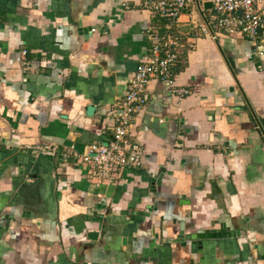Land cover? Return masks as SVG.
<instances>
[{
    "label": "crops",
    "instance_id": "crops-1",
    "mask_svg": "<svg viewBox=\"0 0 264 264\" xmlns=\"http://www.w3.org/2000/svg\"><path fill=\"white\" fill-rule=\"evenodd\" d=\"M145 1L0 0V264H264V31L203 34L209 0L173 28L189 93L154 79L133 118L142 168L99 185L73 157L168 30Z\"/></svg>",
    "mask_w": 264,
    "mask_h": 264
},
{
    "label": "built area",
    "instance_id": "built-area-1",
    "mask_svg": "<svg viewBox=\"0 0 264 264\" xmlns=\"http://www.w3.org/2000/svg\"><path fill=\"white\" fill-rule=\"evenodd\" d=\"M192 0H146L143 7L165 19L167 31L163 34L149 31L147 39L151 44L148 59L140 64L132 75L127 91L110 109L108 115L114 121L111 139L93 144L88 151L73 152L77 163L89 165L88 179L95 184H113L120 180L126 169L138 170L144 164L140 143L129 139L133 118L148 104V86L154 79L165 82L179 94L188 90H176L175 69L181 62V51L186 47L179 32H173L180 16L190 8ZM213 12L202 28L203 34L212 32L211 25L230 34L241 33L257 47L264 31V0H209ZM187 47L192 48L193 44ZM262 56L263 52L256 50ZM27 52H23L25 56ZM264 72V66H259ZM120 112H122L120 114ZM2 120L0 119V128ZM1 137V132H0ZM43 154L53 156L55 149L41 147Z\"/></svg>",
    "mask_w": 264,
    "mask_h": 264
},
{
    "label": "water",
    "instance_id": "water-1",
    "mask_svg": "<svg viewBox=\"0 0 264 264\" xmlns=\"http://www.w3.org/2000/svg\"><path fill=\"white\" fill-rule=\"evenodd\" d=\"M210 4H211V2H210ZM211 6H212V4H211ZM121 113L122 112H120V114ZM214 234H215L214 232H211L209 234H204L203 232H198L196 234L187 236V238L195 241L194 242V246L196 247L197 245L202 246V240L205 239V238L210 239L211 237H214ZM94 235L95 234H93V235L89 234L90 237H94ZM223 235L226 236V235H228V233L223 234ZM198 240H200V241L198 242Z\"/></svg>",
    "mask_w": 264,
    "mask_h": 264
},
{
    "label": "trees",
    "instance_id": "trees-1",
    "mask_svg": "<svg viewBox=\"0 0 264 264\" xmlns=\"http://www.w3.org/2000/svg\"><path fill=\"white\" fill-rule=\"evenodd\" d=\"M181 60H182V57H181Z\"/></svg>",
    "mask_w": 264,
    "mask_h": 264
}]
</instances>
